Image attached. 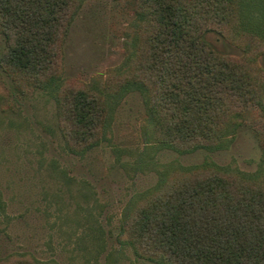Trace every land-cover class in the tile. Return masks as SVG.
<instances>
[{"label":"trees","instance_id":"trees-1","mask_svg":"<svg viewBox=\"0 0 264 264\" xmlns=\"http://www.w3.org/2000/svg\"><path fill=\"white\" fill-rule=\"evenodd\" d=\"M256 1L137 0L132 28L139 30L128 43V75L115 92H141L156 147L179 154L226 149L260 106L262 119L249 126L259 134L264 162V72L254 63L264 49V0L260 8ZM78 3L0 0V67L21 92L59 78L62 40ZM246 5L258 11L255 19L244 16ZM209 30L237 45L246 35L248 45L240 44L246 55L216 52L203 38ZM110 102L93 86L59 93L58 113L72 150L98 144ZM165 170L124 215L122 244L154 264H264V164L254 174L211 159ZM16 256L0 264H34L25 254Z\"/></svg>","mask_w":264,"mask_h":264},{"label":"rangeland","instance_id":"rangeland-1","mask_svg":"<svg viewBox=\"0 0 264 264\" xmlns=\"http://www.w3.org/2000/svg\"><path fill=\"white\" fill-rule=\"evenodd\" d=\"M256 2L260 8L263 0ZM76 7L62 40L57 81L26 86L23 93L0 67V258L25 254L34 264H154L118 240L138 195L171 165L211 159L248 174L259 171L263 150L249 125L262 119L263 110L258 106L246 115L226 149L179 154L156 147L141 92H115L128 75V43L139 30L132 28L137 0H79ZM254 8L246 5L244 16L256 18ZM244 37L235 42L247 46ZM203 38L220 54L246 55L215 31ZM254 63L264 72V49ZM86 86L113 102L100 141L80 153L66 142L57 98Z\"/></svg>","mask_w":264,"mask_h":264}]
</instances>
